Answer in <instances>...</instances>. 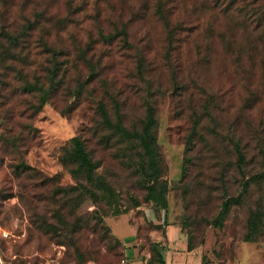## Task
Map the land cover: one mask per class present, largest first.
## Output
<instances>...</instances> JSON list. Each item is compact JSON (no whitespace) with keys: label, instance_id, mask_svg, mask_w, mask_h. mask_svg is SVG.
I'll list each match as a JSON object with an SVG mask.
<instances>
[{"label":"rangeland","instance_id":"rangeland-1","mask_svg":"<svg viewBox=\"0 0 264 264\" xmlns=\"http://www.w3.org/2000/svg\"><path fill=\"white\" fill-rule=\"evenodd\" d=\"M24 26L0 45V264H264V0H0ZM100 100L128 130L151 108L154 145Z\"/></svg>","mask_w":264,"mask_h":264},{"label":"trees","instance_id":"trees-1","mask_svg":"<svg viewBox=\"0 0 264 264\" xmlns=\"http://www.w3.org/2000/svg\"><path fill=\"white\" fill-rule=\"evenodd\" d=\"M26 26H24L20 31L15 32V33L9 27H7V28L1 27L0 35L4 36L5 43H0V45H4L3 46L4 48H1V49H3L4 52H8V50H5V49H7V44H12L13 47H16L18 45L17 43H19V40L25 36V35L23 36V33L26 30ZM13 52H15V51H13ZM53 53H55V51H53ZM62 64H64V61L58 60V61L54 62L51 67L47 68V74L49 77V80H48L49 82H48L47 86L41 87L42 88V94H41V98H40L41 104L48 101L53 90L57 88L58 81H60L62 79L63 75H65L67 66L66 65L62 66ZM57 75H58V79L56 78ZM27 84L29 85V83H26V85ZM26 85H23V89L27 91ZM32 86H34V84L31 85V87ZM79 90H77V91H79ZM97 105H98L97 111L100 112L102 120L107 127L112 128L113 130L120 132L125 138H129L130 141H134L133 138L136 140H139L142 144L145 145V147L148 150L150 149L152 144L154 145L155 136H154V133L152 130L153 125H154V115H153V110L151 108H149V110H148L147 119L144 122L141 130L138 131V130H128L126 127H124L121 124L120 120L113 122L111 120V116H110V112L108 110V107H107L106 103H104L103 100H100ZM84 141H85V138H82L81 136L80 137L74 136V147L69 152V156L73 160L78 162V165L84 171L85 178L87 180H94V178H95L94 177V168L96 167L97 161L93 160V157L90 155V153L88 152V150L85 147ZM98 141L105 143V141L102 139V137H98ZM239 155H240V157H242L241 151H239ZM240 197H241L240 193L237 194L236 196L226 197L222 202L220 210L218 211L216 221H219L223 217L224 213L228 211L229 207L231 206V203L238 202ZM81 203H83V202L78 203L76 205V207ZM187 247H188V249L192 248L189 239L187 242Z\"/></svg>","mask_w":264,"mask_h":264},{"label":"crops","instance_id":"crops-1","mask_svg":"<svg viewBox=\"0 0 264 264\" xmlns=\"http://www.w3.org/2000/svg\"><path fill=\"white\" fill-rule=\"evenodd\" d=\"M192 260V256L184 254L183 256L178 257L177 262H175V264H194L195 262H193Z\"/></svg>","mask_w":264,"mask_h":264},{"label":"built area","instance_id":"built-area-1","mask_svg":"<svg viewBox=\"0 0 264 264\" xmlns=\"http://www.w3.org/2000/svg\"><path fill=\"white\" fill-rule=\"evenodd\" d=\"M19 264H56L54 261L46 260V261H38V262H32V261H25L23 263Z\"/></svg>","mask_w":264,"mask_h":264}]
</instances>
